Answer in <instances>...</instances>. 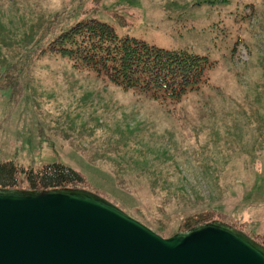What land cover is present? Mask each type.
Instances as JSON below:
<instances>
[{"label": "rangeland", "instance_id": "1", "mask_svg": "<svg viewBox=\"0 0 264 264\" xmlns=\"http://www.w3.org/2000/svg\"><path fill=\"white\" fill-rule=\"evenodd\" d=\"M87 18L208 56V82L162 101L49 50L21 59ZM6 160L70 165L163 237L207 209L264 234V0H0Z\"/></svg>", "mask_w": 264, "mask_h": 264}, {"label": "water", "instance_id": "2", "mask_svg": "<svg viewBox=\"0 0 264 264\" xmlns=\"http://www.w3.org/2000/svg\"><path fill=\"white\" fill-rule=\"evenodd\" d=\"M0 264H264V246L219 220L163 237L82 189L0 188Z\"/></svg>", "mask_w": 264, "mask_h": 264}, {"label": "trees", "instance_id": "3", "mask_svg": "<svg viewBox=\"0 0 264 264\" xmlns=\"http://www.w3.org/2000/svg\"><path fill=\"white\" fill-rule=\"evenodd\" d=\"M46 50L69 58L75 67H86L106 75L118 86L138 88L156 99L174 102L181 101L189 91L207 83L209 72L216 63L206 55L186 49L164 48L144 39L120 36L112 24L98 18L74 23L51 39L45 49L27 50L21 59L30 62ZM0 188L37 191L82 189L121 208L115 197L94 187L77 169L58 162L26 167L15 160L0 161ZM221 215L223 217L212 209L189 214L181 221L178 232H187ZM228 224L264 246V234L245 231L235 220Z\"/></svg>", "mask_w": 264, "mask_h": 264}]
</instances>
